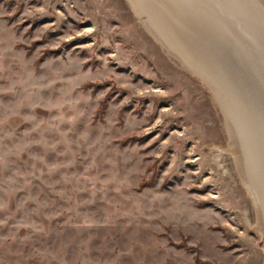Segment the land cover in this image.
<instances>
[{"label": "rangeland", "instance_id": "rangeland-1", "mask_svg": "<svg viewBox=\"0 0 264 264\" xmlns=\"http://www.w3.org/2000/svg\"><path fill=\"white\" fill-rule=\"evenodd\" d=\"M208 92L126 0H0V264H264Z\"/></svg>", "mask_w": 264, "mask_h": 264}, {"label": "bare ground", "instance_id": "bare-ground-1", "mask_svg": "<svg viewBox=\"0 0 264 264\" xmlns=\"http://www.w3.org/2000/svg\"><path fill=\"white\" fill-rule=\"evenodd\" d=\"M126 2L149 36L211 94L264 239V0Z\"/></svg>", "mask_w": 264, "mask_h": 264}, {"label": "trees", "instance_id": "trees-1", "mask_svg": "<svg viewBox=\"0 0 264 264\" xmlns=\"http://www.w3.org/2000/svg\"><path fill=\"white\" fill-rule=\"evenodd\" d=\"M145 183V182H144ZM141 185H143V184H141Z\"/></svg>", "mask_w": 264, "mask_h": 264}]
</instances>
